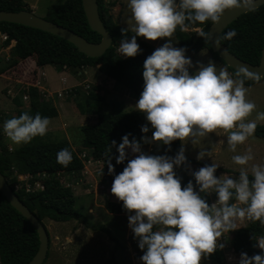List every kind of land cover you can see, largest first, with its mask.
<instances>
[{
    "label": "clouds",
    "instance_id": "clouds-1",
    "mask_svg": "<svg viewBox=\"0 0 264 264\" xmlns=\"http://www.w3.org/2000/svg\"><path fill=\"white\" fill-rule=\"evenodd\" d=\"M257 6L258 0H127L130 17L125 21L127 27L121 29L117 49L122 57L138 54L137 37L152 41L169 38L144 59L143 88L134 105L148 122L140 131L148 133L150 125L151 137L142 136L140 141L133 137L130 141V134H125L118 145L112 140L105 153L109 175L114 171L112 147L118 153L116 164L126 160V149L133 154L114 175L110 192L128 213L127 226L143 252L139 257L142 264H200L202 256L207 258L217 249L222 233L237 229V219L264 225V163L249 166L251 149L231 157L241 166L235 177L215 176L218 165L214 162L192 171L196 190L192 180L182 188L173 170L186 163V139L194 144L197 137L221 129L227 133V149L235 153L237 146L253 135L257 122L264 121V112H257L254 120L246 119L256 105L246 99L243 80L238 77L252 78L249 72L240 69L234 79L224 67L217 69L209 61L206 65L197 62L190 74L193 64L185 55L186 49L174 47L170 37L178 27L183 31L188 24L215 23L226 10L253 12ZM125 31L133 35L125 38ZM235 35V30H229L223 38ZM48 125L49 119L39 113H21L5 120L0 130L19 145L44 136ZM175 140L182 143L174 156L151 155L141 149L142 143L170 146ZM205 156L200 151L196 159ZM71 160L67 148L56 153V162L62 166ZM201 193H215L217 199L209 205ZM254 239L260 254L249 257L241 252L238 264H264V236Z\"/></svg>",
    "mask_w": 264,
    "mask_h": 264
},
{
    "label": "trees",
    "instance_id": "trees-1",
    "mask_svg": "<svg viewBox=\"0 0 264 264\" xmlns=\"http://www.w3.org/2000/svg\"><path fill=\"white\" fill-rule=\"evenodd\" d=\"M99 5L100 17L113 38V45L100 58H90L81 53L74 45L68 41L49 34L47 32L26 27L20 24L9 22H0V32L8 36L5 42L9 46L15 41L11 48L8 68L1 74L7 73L10 69L22 71L25 77L30 81H24L22 87L29 85L30 109L19 110L21 113H27L34 116L39 113L42 117L56 118L58 112L50 102H45L35 86L37 81V71L39 67L54 66L66 69H81L83 67L99 66V72L107 78L116 82V84L125 87L137 99L143 88L142 65L144 59L152 53L155 46L143 41L137 37V43L140 51L135 57H122L117 49L122 38L121 29L124 28L116 23L111 15L110 9L106 5V0H97ZM23 12L31 11V8L23 0H0V12ZM46 20L61 25L78 35L84 37L89 42L99 43L102 37L91 30L84 9L82 0H65L62 4L51 6ZM187 24V22H186ZM212 21H205L203 24H188L185 30L181 31L179 27L174 32L180 47H184L186 52L196 55L202 51H208L213 58L220 61L235 79L237 71L225 65L218 54L212 51L209 42V30ZM229 30H235L236 35L231 39H224V33ZM203 32L206 35L200 36ZM133 35L130 31H125L124 37ZM221 43L235 56L253 65H258L261 60L262 50L264 48V5L253 12L241 16L233 22L221 35ZM8 70V71H7ZM245 79L242 75L238 78L243 80V86H253L259 84L264 79L250 76ZM22 78V76H21ZM24 79V78H22ZM25 80V79H24ZM31 84V85H30ZM19 94V93H18ZM95 103L104 101V98L91 95ZM23 99L20 96L16 103L21 107ZM85 114V113H83ZM10 119V118H9ZM2 118L0 117V129ZM148 122L141 112L126 113L122 109L116 108L110 113H97L96 122L81 128L82 143L91 150L94 161L102 164V173L108 179L109 189L115 174L120 173L127 164V159L122 164L115 163V156L118 155L116 148H111L113 159V174L109 175L106 165V150L112 140L120 143L121 136L129 135V140L133 137L140 141L142 136L152 135L150 125L148 133L140 131L141 125ZM257 138L264 141V125H257L253 133ZM181 141L175 140L170 146H165V150L156 152L154 155L174 156L181 146ZM149 144H141V149L148 148ZM67 148L72 154V160L67 166H62L56 162V153L60 149ZM191 166L202 167L206 162H201L186 157V163ZM20 167V172L28 173L32 177L31 183L38 180L40 175L46 174L47 178L42 181L44 189L42 191L27 193L24 189L16 190L17 179L10 178L13 166ZM17 165V166H16ZM19 170V169H18ZM84 170V162L79 154L67 142H56L51 140L47 134L37 136L21 148L10 152L3 143L2 130H0V172L5 176L11 188L23 201V203L36 214L41 222L50 220L59 223L76 221L95 232H104L103 228L95 227L90 224L86 217L76 210V198L72 188L65 187L58 179V175L63 173H81ZM216 171L225 173H234L217 167ZM180 178L181 187L192 180L194 190H196L195 180L191 175L176 174ZM112 194V193H111ZM113 195V194H112ZM202 198L210 204V195L201 193ZM216 197V195H215ZM217 198V197H216ZM107 211L112 215H124L126 212L121 203L108 202ZM264 236V225L259 221H251L242 228L232 232L230 242L231 249L237 255L241 252L249 257L254 254H260V249L254 247L256 243L254 238ZM40 239L37 230L27 221L0 192V264H27L30 262L39 250ZM143 254L138 249V256ZM48 259V257H47ZM47 259L45 263L47 262ZM105 264H109L106 262ZM211 264H229L225 261L221 252H216Z\"/></svg>",
    "mask_w": 264,
    "mask_h": 264
},
{
    "label": "rangeland",
    "instance_id": "rangeland-1",
    "mask_svg": "<svg viewBox=\"0 0 264 264\" xmlns=\"http://www.w3.org/2000/svg\"><path fill=\"white\" fill-rule=\"evenodd\" d=\"M23 1L28 7L35 6V10H32L31 8V11H34L37 16L43 18L47 15V11L51 6L62 4L65 0ZM106 5L110 9L114 21L120 26L126 28L127 25L125 24V21L130 17L127 0H106ZM141 39L157 48L169 38H158L155 41L147 40L143 37H141ZM170 39L173 40L174 47H180L174 33ZM1 48L2 47H0V49ZM185 55L191 59L193 64V67L189 69L190 74L196 70L197 62L206 65L209 61L213 60L212 54L208 51H203L196 55L185 52ZM6 59L7 58H5V55L2 53L0 55V74L3 70L8 68L9 61ZM212 62L216 64L217 69L220 67L226 68L220 61V63ZM54 69L55 68L52 66H47L46 72L49 73L52 71L53 73ZM227 72L229 73V71ZM23 74L22 71H16V73H13L10 69L6 75L13 76L17 79L24 78L25 81L31 80L28 76L25 77ZM0 81L1 84H3L2 80ZM42 85L43 88L46 87L44 83ZM106 86L108 87V91H112L111 95H109L108 91H106L105 94L103 93L108 99V102L97 101V103H95V101L91 99V95L96 94L99 96L96 88L102 89ZM86 88L87 84L79 89H73L71 92H59L63 94V99L55 95L57 97L56 101L62 99L66 106L64 107L63 105V107L57 111L60 117L58 116V118L49 119V125L56 127L57 131L53 133L52 136L48 135V137L51 140H53L52 137L58 138L62 136L63 138H66L65 134L67 133V138L70 140L72 148L79 154V157L85 156L82 159L84 162V170L81 173H63L57 177L63 186L73 189L76 198V210L83 214L90 224L95 227L103 228L104 232L92 231L85 226L78 224L76 221L59 223L44 220L43 224L50 237V247L47 255L48 259L45 264H105L106 262L109 264H142L138 256L139 248L137 246V241L133 238V234L127 226L128 213H125L124 215H112L107 211L106 204L108 202L121 203L122 201H119L111 194L108 179L102 173V164L92 159L91 150L85 147L82 143L83 136L81 133V128L83 126L93 124V120L97 118V113H110L116 108L122 109L126 113L139 112L134 109V105L138 99L125 87L118 84L116 85V83H111V85L104 83V85H97V87L92 83L89 85L88 89ZM20 89H22V86L18 85L16 87V91H19L18 97L23 94V90ZM42 89H40V91L38 90L40 94ZM245 89L246 99L252 101L256 105V108L246 119L254 120L257 112H264V79L261 80L259 85L245 87ZM7 92L8 90H6V94ZM109 97L111 98L110 100ZM121 100L123 104L118 103L119 101L121 102ZM22 102L25 103L24 101ZM26 104L30 105V101L26 102ZM53 104L54 102L52 105ZM10 113L15 115L16 111ZM4 114L5 112L3 111V114H1L3 115V119H5ZM257 125H264V121H258ZM226 135L227 133L223 130L217 129L212 133H206L202 137H197L196 143L194 144L186 139L183 141L184 154L188 158L197 160V154L200 151H203L206 153V156L198 161L209 164L214 162L219 168L234 172L225 173L224 171H216L214 175L217 177L222 174L232 177L237 176L241 166L234 164L231 157L235 154L243 153L248 149H251L253 154V160L249 162V166L251 164L264 163L263 140L257 138L253 134L243 144L238 145L236 152L234 153L227 149ZM7 142L17 149L24 144L17 145L12 143L9 139H7ZM161 150H165V145L155 142L150 143L149 147L143 151L154 155ZM126 153V159H131L133 154L130 153V150H126ZM199 168L200 167L182 164L180 167H174L173 170L175 174L191 175L192 171ZM20 170V167L15 168L14 165L10 178L19 181V177L21 176V181L19 182H22L23 185L27 184L28 180L25 176H27L28 173H22ZM43 178V176H40L38 179L42 180ZM209 195L210 204H212L217 198L215 197V193H210ZM248 223L249 219L240 218L235 221V226L239 229L245 227ZM233 231L234 230L229 233H222V236L217 240V249L209 254L207 258L202 256L200 264L213 263V258L216 252H221L227 263L238 264L240 255L235 254L230 245ZM220 243L223 244L222 248L219 247Z\"/></svg>",
    "mask_w": 264,
    "mask_h": 264
},
{
    "label": "water",
    "instance_id": "water-1",
    "mask_svg": "<svg viewBox=\"0 0 264 264\" xmlns=\"http://www.w3.org/2000/svg\"><path fill=\"white\" fill-rule=\"evenodd\" d=\"M264 5V0H258V6L256 9ZM82 6L88 24L94 32H97L102 40L99 43L89 42L84 37L77 33L58 25L54 22L48 21L45 18L37 16L32 11L23 12H0V22H9L14 24H20L26 27L38 29L59 38H62L72 45H74L81 53L90 58L102 57L108 49L113 45V38L106 29L99 13V5L97 0H82ZM248 12L240 10H226L218 22L211 25L209 30V42L212 51L218 54L219 58L225 63L226 66L232 68L235 71L244 69L249 72L250 76L264 77V48L262 50L261 60L258 65H253L235 56L231 53L222 43V33L241 16ZM218 41V45H217ZM0 192L30 224L37 230L40 246L39 250L33 259L27 264H45L50 247L49 233L40 219L30 211V209L21 201L18 195L9 185L5 176L0 172Z\"/></svg>",
    "mask_w": 264,
    "mask_h": 264
},
{
    "label": "crops",
    "instance_id": "crops-1",
    "mask_svg": "<svg viewBox=\"0 0 264 264\" xmlns=\"http://www.w3.org/2000/svg\"><path fill=\"white\" fill-rule=\"evenodd\" d=\"M30 8H32V10H35V6H32ZM14 45H15V42H11V44L9 46H6L5 42L1 38V32H0V47H2L0 49V55L3 53L5 55V58H7L6 59L7 61L10 58V51ZM212 61H214L215 63L219 62L215 58H213ZM46 67H40L41 71L45 74L44 75L45 77H44V80L42 81V84L44 83L46 86L44 88L50 90V93L53 94L52 101L49 100V102L50 103L54 102L53 106L57 109V111H59V109H61V107H63V105L65 107L66 104L62 100L63 98L60 99V101H56L57 97L54 96V93H56V92H63V91H65V92L70 91L71 92L73 89H79L80 87H82L85 84L90 85L93 83V85L95 87H97V85H104V83H106V84L108 83L109 85H111V83H113V84L116 83L115 81H113V80L107 78L106 76L102 75L99 72V66L98 65H96L95 67H83L81 69H76V70L75 69L57 68V67L52 66L55 68L53 73H52V71H50L49 73L46 72ZM11 70L13 73H15L14 68ZM226 71H227V69H226ZM7 73L0 74V80H2V82H3V84H1V81H0V117L1 118L3 117V115H1V114H3V111L5 112V114H4L5 119L2 118L1 129H2L3 122L9 118H12L13 116H16V114L19 110H25L26 111V110L30 109V105L26 104V102L21 103V107H18L19 105H17V103H16V100L19 98L18 97L19 91H16V87L18 85L22 86V83H25L24 82L25 80L24 79H17V78H14L13 76H7L6 75ZM259 84H256V85H259ZM256 85H253V86H256ZM253 86H249V87H253ZM245 87H248V86H245ZM4 89H6L8 91L9 90L16 91L15 96L14 97L10 96L8 94V92L6 94V90H4ZM96 89H97L98 95L100 97L104 98L103 102L107 103L108 99L106 98V96H104V94L106 91H108L107 90L108 87L106 86L102 89L101 88H96ZM103 89H105V90H103ZM108 92H109V95L112 94V91H108ZM110 99L111 98L109 97V100ZM118 103L123 104L122 100H121V102L119 101ZM13 111H16L15 115L13 113H10ZM58 116L60 117V115H58ZM56 118H58V117H56ZM50 119H54V118H50ZM95 120H93V124H94V122H96ZM56 131H57L56 127L49 125L45 134L52 136V134L55 133ZM65 135H66V138H63L61 136L58 138L52 137V139L56 142H67L69 145H71L70 140L67 138V133ZM2 136H3V143L8 147L10 152L17 150L16 147H14L13 145H11L10 143L7 142L8 138L3 134V132H2ZM23 145H25V144H23ZM143 150L144 149H142V151Z\"/></svg>",
    "mask_w": 264,
    "mask_h": 264
},
{
    "label": "built area",
    "instance_id": "built-area-1",
    "mask_svg": "<svg viewBox=\"0 0 264 264\" xmlns=\"http://www.w3.org/2000/svg\"><path fill=\"white\" fill-rule=\"evenodd\" d=\"M1 38H2V40L4 42H6L8 40V36L6 34H3V33H1ZM13 42H15V41H13ZM64 69H66V68H64ZM37 75H38V77H37L36 84H34V85H31L30 84V85L31 86H35L40 91V89L43 88L42 87V81L44 80V77H45L44 76L45 74L41 71V68L40 67H39V69L37 71ZM29 87H30L29 85H25L24 87H22V89H20V90H23V94L21 95V97H22V99H23L24 102H29L30 101ZM88 88H89V85H87V88L86 89H88ZM8 94L10 96L14 97L15 94H16V91L9 90L8 91ZM40 95L42 96V98L44 99L45 102H47V101H49V100H51L53 98V94L49 93V90L48 89H45V88L42 89ZM55 95L57 97H61V98L63 97V94H61L59 92L58 93H55L54 96ZM84 157L85 156H82L80 158L83 159ZM22 176H24V175H22ZM40 176L41 177L43 176L44 178L42 180H39V179L38 180H35V181H33V183H31L32 177L28 174L27 176H25V178L28 180L27 181V184H24V185L22 184V182H19V181H21L20 180V177L21 176H20L19 177V181H17V183L15 184V189L16 190L24 189L27 193L42 191L44 189V186L42 184V181L47 178V175L46 174H43V175H40Z\"/></svg>",
    "mask_w": 264,
    "mask_h": 264
}]
</instances>
